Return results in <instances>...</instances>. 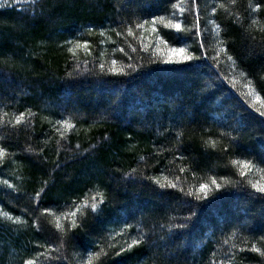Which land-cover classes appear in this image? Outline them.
Wrapping results in <instances>:
<instances>
[{
  "label": "trees",
  "instance_id": "16d2710c",
  "mask_svg": "<svg viewBox=\"0 0 264 264\" xmlns=\"http://www.w3.org/2000/svg\"><path fill=\"white\" fill-rule=\"evenodd\" d=\"M37 2L43 14L33 11L31 0H0V147L7 150L0 157V264L33 258L36 264H165V245L178 257L167 264H264L248 250L256 245L264 251V200L250 186L264 184V118L255 111H264V0H197L208 56L227 47L235 64L221 53L215 61L181 65L164 64L166 48H156L158 33L169 46L195 56L204 51L191 35L164 26L180 0ZM125 7L141 20L153 14L164 19L156 33L149 24L125 39L109 30L127 19ZM183 19L193 23L187 12ZM84 41L87 49L69 51ZM112 59L117 68L130 62L142 67L129 77H98L99 63L107 68ZM21 112L24 121L8 126ZM245 161L253 167L241 176ZM133 169L135 184L126 176ZM145 176L178 182L185 191L159 189ZM213 177L222 187L206 199L185 195ZM101 193L102 213L82 210L76 228L71 217L61 218L66 235L56 228L57 217L74 202L91 203ZM191 205L197 214L184 247L176 248L170 236L191 215ZM45 208L50 211L42 215ZM125 220L132 228L121 236ZM137 230L151 240L116 256ZM42 251L46 255H38Z\"/></svg>",
  "mask_w": 264,
  "mask_h": 264
},
{
  "label": "snow or ice",
  "instance_id": "6c2138e0",
  "mask_svg": "<svg viewBox=\"0 0 264 264\" xmlns=\"http://www.w3.org/2000/svg\"><path fill=\"white\" fill-rule=\"evenodd\" d=\"M232 3L235 4L236 0H232ZM31 5L33 7V11L35 12L36 10H39V14H43L44 9L43 6L38 4L37 0H31ZM220 8H225V5L223 3H221L219 5ZM261 8V5L257 4L255 5V11H259ZM172 16L174 17V19L169 20L167 24H165L164 26L166 28H170V29H174L177 33H182L184 35H191V37L193 39H195L198 43H199V48L200 49H204V51L201 52L200 56H195L191 53H188L186 51V49L184 47H175V46H169L168 45V41L163 39L162 37L159 36V34L157 33V40H158V44L156 46L157 51H159V46L163 45L166 48V53L163 57V63L164 64H168V65H181V64H185L188 63L190 61H195V60H208V59H212V60H218V57L220 56L221 53H224L227 57L228 61H232L233 64H235V61H233V57L231 55H228V49L227 47H219L218 51L216 52L215 56L209 57L207 50H206V44L204 39H202L203 36V30L201 28L200 25V21H201V15H200V7L199 4L197 3V0H191L190 4H185L184 0H180L179 3H173L172 4ZM125 12L127 14V19H121L120 22L118 23L116 28L113 29H109L110 31L115 32V34L117 36H124L125 39H127V37H134L136 35L134 29H139V30H143L145 29L146 25H152V32L156 33L157 32V21L158 20H163L164 17L163 16H158L153 14L149 19H143L141 20L139 17L135 16L134 12H130L128 11L127 7H125ZM189 13L190 15H192L193 17V23L189 26L186 25L184 23V14L185 13ZM216 14V8H212V15ZM135 17V19H133ZM253 23H255V21H253ZM217 28H219V25H216ZM92 29H89V32H91ZM106 30H101V35L105 34ZM178 39H180V37H178ZM67 43L69 44H73V41H67ZM219 43L221 45H223L225 42L223 40H220ZM79 47H84L85 49L88 48V42L84 41L83 43L81 42H75L74 47L69 48V51L72 52L73 54H75V49L79 48ZM262 47H264V45H262ZM119 51L123 52L124 49L121 47L118 49ZM132 51L135 52L137 51L136 48H132ZM143 51L147 52L148 48L145 46L143 47ZM131 57H129V60L131 61ZM111 66L110 67H105L104 63H99L98 65V69L99 71L96 72V75L98 77H102V76H106V75H114V76H120V77H129L131 75H133L135 72H137L142 65L140 64H134L132 62L128 63L127 65H125L124 67L121 68H117V60L116 59H112L111 60ZM214 67L219 68V64L214 65ZM76 71H79V69H75ZM243 74V73H241ZM69 75L71 76L72 74L69 73ZM215 75L217 77H219V72H216ZM257 99H259V97H257ZM255 111L258 113L259 117L264 118V111H262L259 108H256ZM5 116L7 115V113L4 114ZM25 118V113L21 112L19 113L15 119L14 122L13 121H7V125L11 126V127H15L16 125H20L22 121H24ZM0 123H4V121H0ZM58 124L63 125L64 128H73L75 127V125L70 124L68 121H58ZM59 131V129H57ZM223 135V134H222ZM61 139H64L63 133H61ZM233 141L236 142V146L239 147V141L237 139V137H233L232 138ZM213 147H215V142H213ZM77 147H79V145H77ZM226 150V149H225ZM177 151H179V149H177ZM7 154V150L4 147H0V157H3ZM141 159H143V157H141ZM176 159H183V156H177ZM262 163H264V158H262ZM233 163H239V161H233ZM253 167L252 163L250 161H245L243 164V168L240 170V175L244 176L246 173L244 171V169H251ZM180 172H184L185 169L183 167H181L179 169ZM136 172L137 169H133L131 173L126 174L127 178L129 179L131 184H135L138 182V177L136 176ZM117 179H119V177H117ZM143 179H149L151 180L154 184L158 185L159 189H175L178 190L181 193H184V188L180 187L178 185V182H174L172 180H168L166 183H162L161 180L159 178H155V177H143ZM178 180V178H177ZM3 183L5 185H7L9 188H12L15 191V186L10 184L7 180H4ZM251 188L255 189L256 193L260 194V199L264 200V184H257V183H251L250 184ZM222 187V185L220 183L217 182L216 178H212L210 183H201L198 187V189H196V191H193L192 189H189L187 193H185V195L187 196H193L195 200L200 201L202 199H206L209 195L210 192L214 191V190H219ZM200 193V194H197ZM41 192H36L35 194V201L38 203L39 202V198H40ZM104 195L101 193L99 194V196L97 195H93L91 197V203H89L88 199L86 198L85 200L81 201L80 203H75L73 205L72 210L68 211V212H64L62 214V217H57V221H56V228L60 229L65 235L67 234V229H65L61 223H60V219L63 218L65 220H68L71 217L70 220V226L71 228H76L78 227L77 225V214L81 213L82 210H88L90 209L92 213L94 214H100L102 213V209L100 208V205L104 204ZM198 206L197 205H191L190 206V213L191 215L186 216L183 218V221L174 225V228L176 229L175 232L172 233V235L170 236V241L173 244L174 247L176 248H180V247H184V238L188 235L187 233V229L190 226V222L192 220V217L195 216L197 214L196 212V208ZM39 211H41V214H45L48 213L50 210L45 208V209H40ZM5 215H8L7 213H5ZM8 219H13V217L8 216ZM125 227L124 229L121 230L120 233H118L119 235L123 236L124 232L128 229L132 228V225L130 223L127 222V220H125L124 222ZM34 226L37 228V230L40 229V225L38 220L35 222ZM170 232H172V230H169ZM234 235V234H233ZM261 239H264V237H261ZM151 240V238L147 235V233H144L140 230H137V235L135 236V238H131L130 237V242L126 239L124 244L126 246H121L114 254L116 256H120L122 253L128 252L130 250H132L134 247L136 246H140L144 243H147ZM177 241H180V243H176ZM225 243H227L228 241L225 240ZM39 247L41 248H45L48 247L50 252H54L56 251L55 248H52L50 246L47 245H39ZM233 248L235 247V245L232 246ZM166 248V252L167 255L164 257V261L165 264H167V262H171V261H175L178 259V257L172 252V251H168L167 250V245H165ZM245 248H241L240 251L243 252L245 251ZM251 252H255V253H259L260 256L264 257V251L261 250V248L257 247L256 245H252V247L250 249ZM38 255L40 256H44L46 255L45 252H39ZM97 256H100L101 253H96ZM103 255L107 256L108 254L106 252L103 253ZM213 255H215V253H213ZM232 256L235 255L234 252L231 253ZM52 259H59V257H49ZM24 264H36V260L33 259H27L25 260ZM212 264H217V262L215 260L212 261ZM219 264H225L224 260H220ZM229 264H231V261H229Z\"/></svg>",
  "mask_w": 264,
  "mask_h": 264
}]
</instances>
